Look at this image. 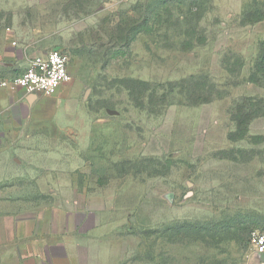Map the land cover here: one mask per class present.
<instances>
[{
  "label": "rangeland",
  "instance_id": "obj_1",
  "mask_svg": "<svg viewBox=\"0 0 264 264\" xmlns=\"http://www.w3.org/2000/svg\"><path fill=\"white\" fill-rule=\"evenodd\" d=\"M216 5L0 0V44L70 58L71 102L32 181L43 198L107 205L100 264H264L250 244L264 230V115L239 126L264 111V84L250 81L264 33Z\"/></svg>",
  "mask_w": 264,
  "mask_h": 264
},
{
  "label": "crops",
  "instance_id": "obj_2",
  "mask_svg": "<svg viewBox=\"0 0 264 264\" xmlns=\"http://www.w3.org/2000/svg\"><path fill=\"white\" fill-rule=\"evenodd\" d=\"M215 1L227 21L255 29L256 37L264 33V0ZM31 59L16 42L0 44V79L25 71ZM69 83L53 96L0 87V264H100L111 223L107 205L79 193H34L36 152L48 126L62 120V98L71 102Z\"/></svg>",
  "mask_w": 264,
  "mask_h": 264
},
{
  "label": "built area",
  "instance_id": "obj_3",
  "mask_svg": "<svg viewBox=\"0 0 264 264\" xmlns=\"http://www.w3.org/2000/svg\"><path fill=\"white\" fill-rule=\"evenodd\" d=\"M70 58L58 49L31 59L24 72L10 78H1L0 87L23 88L28 93L46 96L55 95L61 85L73 80L69 71ZM250 244L257 254H264V230L255 229L250 236Z\"/></svg>",
  "mask_w": 264,
  "mask_h": 264
},
{
  "label": "trees",
  "instance_id": "obj_4",
  "mask_svg": "<svg viewBox=\"0 0 264 264\" xmlns=\"http://www.w3.org/2000/svg\"><path fill=\"white\" fill-rule=\"evenodd\" d=\"M119 29L120 28H118V31H120ZM135 32H140V29L139 30L137 29ZM261 50H260V53L258 55L257 60L255 61L254 71H253V73L250 76L251 77L250 81L253 82V83H256V84H264V83H262V81L264 82V49L262 48ZM202 91H204V90H202ZM197 97H198L197 100H201L200 99L201 95H197ZM205 100H210V97L206 98ZM246 100H248V102L251 103L255 99L252 98V97H248ZM252 107H253V105L251 104L250 108H252ZM245 108H249V105H247V103L245 105L240 106L238 110H239V112H243L245 110ZM261 115H264V111L262 113H259V114H256L254 112L253 113L252 112H250V113L247 112L246 114L244 113L245 119L244 120L240 119L239 126H241V127L244 126V128L246 129V128H248V126L252 122V120H254L255 118H257V117H259Z\"/></svg>",
  "mask_w": 264,
  "mask_h": 264
},
{
  "label": "water",
  "instance_id": "obj_5",
  "mask_svg": "<svg viewBox=\"0 0 264 264\" xmlns=\"http://www.w3.org/2000/svg\"><path fill=\"white\" fill-rule=\"evenodd\" d=\"M107 112L109 114H118L117 111H113V110H107ZM259 256V258L264 262V254H257Z\"/></svg>",
  "mask_w": 264,
  "mask_h": 264
}]
</instances>
